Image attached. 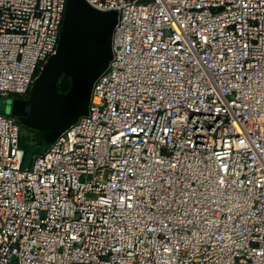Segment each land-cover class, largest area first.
<instances>
[{"label":"built area","instance_id":"obj_1","mask_svg":"<svg viewBox=\"0 0 264 264\" xmlns=\"http://www.w3.org/2000/svg\"><path fill=\"white\" fill-rule=\"evenodd\" d=\"M115 13L87 111L23 167L0 114V264H264V0ZM66 0H0V98L55 54Z\"/></svg>","mask_w":264,"mask_h":264},{"label":"water","instance_id":"obj_2","mask_svg":"<svg viewBox=\"0 0 264 264\" xmlns=\"http://www.w3.org/2000/svg\"><path fill=\"white\" fill-rule=\"evenodd\" d=\"M111 13L97 12L83 0H66L55 54L43 64L32 85L36 81L42 85V102L52 130L68 128L86 113L92 85L111 59L116 23V14ZM62 75L70 79L65 93L57 90Z\"/></svg>","mask_w":264,"mask_h":264},{"label":"rangeland","instance_id":"obj_3","mask_svg":"<svg viewBox=\"0 0 264 264\" xmlns=\"http://www.w3.org/2000/svg\"><path fill=\"white\" fill-rule=\"evenodd\" d=\"M42 99V85L36 81L31 93L22 98V113L15 116L21 129L20 145L25 150L23 167H29L33 157L44 153L53 141L54 130ZM12 103L11 98H0V114L9 115Z\"/></svg>","mask_w":264,"mask_h":264},{"label":"trees","instance_id":"obj_4","mask_svg":"<svg viewBox=\"0 0 264 264\" xmlns=\"http://www.w3.org/2000/svg\"><path fill=\"white\" fill-rule=\"evenodd\" d=\"M69 85H70V79L69 77L65 76V75H62L60 78H59V81H58V84H57V90L59 93H65L68 88H69ZM21 99V98H20ZM63 132V130H54L52 133H53V141L54 139H56V137L61 134ZM52 141V142H53Z\"/></svg>","mask_w":264,"mask_h":264},{"label":"flooded vegetation","instance_id":"obj_5","mask_svg":"<svg viewBox=\"0 0 264 264\" xmlns=\"http://www.w3.org/2000/svg\"><path fill=\"white\" fill-rule=\"evenodd\" d=\"M12 105L9 107V115L15 116L20 115L22 113V99L20 98H15L12 99Z\"/></svg>","mask_w":264,"mask_h":264}]
</instances>
